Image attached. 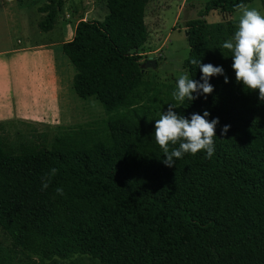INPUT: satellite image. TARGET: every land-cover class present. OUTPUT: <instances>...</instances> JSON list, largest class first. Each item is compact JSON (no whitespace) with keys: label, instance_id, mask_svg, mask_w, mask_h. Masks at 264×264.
<instances>
[{"label":"trees","instance_id":"1","mask_svg":"<svg viewBox=\"0 0 264 264\" xmlns=\"http://www.w3.org/2000/svg\"><path fill=\"white\" fill-rule=\"evenodd\" d=\"M251 2L210 0L199 18L186 22L190 78L200 80L190 63L198 59L223 66L229 83L212 77V94L174 109L189 118L207 110L209 120L220 121L213 156L185 154L174 167L161 162L157 118H149L156 108L133 53L148 36L146 0H105L101 21L77 22L61 46L75 70L71 87L81 99L95 98L107 117L67 128L50 144L38 134L34 142L12 145L0 123V233L11 255L88 256L100 264H264V102L235 82L232 60L223 56L231 53L221 47L236 31L235 6ZM63 6L48 0L38 7L37 28L52 31ZM211 11L226 20L208 23ZM224 125L231 127L221 136ZM51 168L58 172L42 191ZM10 261L0 252V264Z\"/></svg>","mask_w":264,"mask_h":264},{"label":"rangeland","instance_id":"2","mask_svg":"<svg viewBox=\"0 0 264 264\" xmlns=\"http://www.w3.org/2000/svg\"><path fill=\"white\" fill-rule=\"evenodd\" d=\"M48 0H0V51L5 49L18 48L17 40H21V30L17 19V3L26 4L27 28L29 22L37 15V8L43 6ZM64 6L58 13L54 29L48 33L40 31L36 26L33 34L28 35L31 43H52L56 38L57 42L52 44L55 50V58L62 53L61 46L64 42L70 41L73 37L74 28L80 20L101 21L107 14L105 0H62ZM210 0H146L145 25L147 28V40L143 46L133 51L140 56L144 79L149 83L151 92L150 102L153 103L156 111L149 116L159 119L162 111H166L169 103H174L171 93L175 90L176 80L182 73L187 72L184 68V61L188 56V43L186 39V22L199 18L206 2ZM9 2V4H8ZM8 5V6H7ZM249 8L257 9L264 15V0H252L247 4ZM4 8L5 11H4ZM42 16L36 19L38 21ZM239 13L236 11L230 17L238 24ZM210 24L223 23L225 15L219 11H211L206 16ZM229 19V18H228ZM19 33V34H18ZM23 44H20V46ZM50 45V44H49ZM26 64L34 68V57L31 52L26 53ZM36 60H39L36 58ZM45 59L35 63L36 70L42 66ZM67 67L62 73V91L59 98L52 99L42 106L35 105L33 96L27 93L21 97L20 102L14 105L15 111L22 110V116L36 120L24 122L5 123V136L12 145L20 142H34L38 134L46 135L50 144L53 138L67 128L88 123L91 121H103L107 114L95 98L81 99L72 90L71 82L74 75V68L67 59ZM156 62V67L147 66ZM58 62V60H57ZM35 70V71H36ZM188 73V72H187ZM27 86V84H26ZM27 89V87H26ZM64 92V93H63ZM62 96V97H61ZM40 113V115H38ZM0 252L3 255L11 256L13 264H100L88 256H74L67 260L53 259L40 260L31 257L28 260L21 255L14 257L8 251V241L0 233Z\"/></svg>","mask_w":264,"mask_h":264},{"label":"clouds","instance_id":"3","mask_svg":"<svg viewBox=\"0 0 264 264\" xmlns=\"http://www.w3.org/2000/svg\"><path fill=\"white\" fill-rule=\"evenodd\" d=\"M239 13L236 31L231 39L222 44L231 55V68L235 73V82L243 86L247 92L258 93V99L264 102V15L257 9L249 8L241 3L235 6ZM192 65L200 69L201 77L197 81L190 78L187 72L182 73L176 80L175 90L171 93L174 103H169L167 110L162 111L159 119L155 120V143L162 150L165 159L161 162L167 167H174L175 162L185 154L196 155L206 153L210 159L215 151L216 127L219 118L209 120L210 112L203 114L192 113L189 117L178 114L174 109L183 106L185 100L195 101L200 96L205 99L214 91L210 78L223 76L224 83H229L223 66H214L211 63L203 64L201 60L192 59ZM202 81V82H201ZM231 125H224L221 136H225ZM171 146V147H170ZM58 169L51 168L42 177L41 190H46ZM57 195L63 196V187L55 189Z\"/></svg>","mask_w":264,"mask_h":264},{"label":"crops","instance_id":"4","mask_svg":"<svg viewBox=\"0 0 264 264\" xmlns=\"http://www.w3.org/2000/svg\"><path fill=\"white\" fill-rule=\"evenodd\" d=\"M26 6V4L24 5L20 2L16 6L18 11L17 19L18 21L21 19L19 29L21 30L20 36L22 38L17 40L18 48L0 51V123L36 120L37 115H34L33 119L29 120L24 115L21 117V109L15 111L14 105L20 102L18 99L24 97L27 90L32 94L33 102L35 105L40 106L41 111L44 104L47 102L48 104L52 103V99L59 98V95L62 94L61 92L63 90L66 91V87L62 89L61 76L67 67L68 61L61 54L58 58H55L56 52L52 47V44L57 42L58 38L51 40L53 41L52 43H31L28 35L33 34L35 26L37 27V22L40 20L36 21V19L39 15L43 17V14L37 12V15L29 22L27 28ZM20 44L23 45L20 46ZM28 52H31L34 57V68H30L26 64V53ZM36 58L39 60H36ZM40 59H45L44 63L36 70L35 63L41 62Z\"/></svg>","mask_w":264,"mask_h":264},{"label":"water","instance_id":"5","mask_svg":"<svg viewBox=\"0 0 264 264\" xmlns=\"http://www.w3.org/2000/svg\"><path fill=\"white\" fill-rule=\"evenodd\" d=\"M157 63L156 62H151V64H145L144 67H147V66H152V67H156Z\"/></svg>","mask_w":264,"mask_h":264}]
</instances>
